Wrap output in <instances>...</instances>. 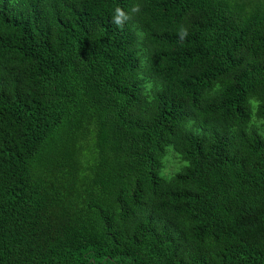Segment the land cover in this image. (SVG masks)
Returning <instances> with one entry per match:
<instances>
[{
  "label": "trees",
  "instance_id": "1",
  "mask_svg": "<svg viewBox=\"0 0 264 264\" xmlns=\"http://www.w3.org/2000/svg\"><path fill=\"white\" fill-rule=\"evenodd\" d=\"M0 264H264V0H0Z\"/></svg>",
  "mask_w": 264,
  "mask_h": 264
},
{
  "label": "rangeland",
  "instance_id": "2",
  "mask_svg": "<svg viewBox=\"0 0 264 264\" xmlns=\"http://www.w3.org/2000/svg\"><path fill=\"white\" fill-rule=\"evenodd\" d=\"M246 9L248 12L253 10V8H250V7L246 8ZM168 154L169 155L167 157V160L165 159L166 169L163 170V172L161 174L162 176H165V174L171 175V174L177 172L182 166V164L179 163V161L173 157V151L171 149H168Z\"/></svg>",
  "mask_w": 264,
  "mask_h": 264
}]
</instances>
